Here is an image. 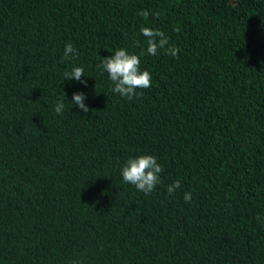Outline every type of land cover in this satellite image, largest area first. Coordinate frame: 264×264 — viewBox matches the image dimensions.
I'll return each mask as SVG.
<instances>
[{"label":"trees","instance_id":"obj_1","mask_svg":"<svg viewBox=\"0 0 264 264\" xmlns=\"http://www.w3.org/2000/svg\"><path fill=\"white\" fill-rule=\"evenodd\" d=\"M120 48L152 77L132 100L97 67ZM0 264H264V0H0Z\"/></svg>","mask_w":264,"mask_h":264},{"label":"clouds","instance_id":"obj_2","mask_svg":"<svg viewBox=\"0 0 264 264\" xmlns=\"http://www.w3.org/2000/svg\"><path fill=\"white\" fill-rule=\"evenodd\" d=\"M139 15L147 20L149 12L141 11ZM140 32L145 37L147 55L155 56L159 51L163 50L165 54L178 58L179 48L175 45L169 46V38L162 31L150 27H142ZM77 54V50L70 42L65 45L63 59L70 60ZM140 63L141 60L138 55L130 54L126 49L120 48L115 50L113 55L103 57L97 67L101 73L106 72L108 74V78L113 85L111 89L113 93L118 94L122 98L132 100L142 95L140 90L150 88L152 85L150 72L141 70ZM84 76L82 67H72L70 71L64 73V80L75 79L84 83L82 80ZM85 98L84 93H74L71 104L78 106L80 110L87 113L89 109L84 104ZM64 107V103L58 101L54 109L55 113L62 115ZM162 172L163 167L157 162V158L150 154H141L129 158L121 168L123 182L134 186L137 191L145 195L151 194L156 190L157 185L161 183ZM180 187L181 181L175 180L167 187V192L171 196ZM184 200L186 203H191L192 193L186 192Z\"/></svg>","mask_w":264,"mask_h":264}]
</instances>
